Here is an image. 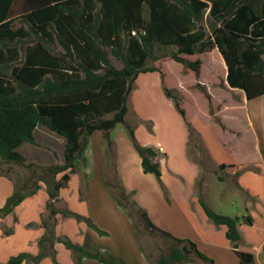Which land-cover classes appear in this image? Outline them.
Wrapping results in <instances>:
<instances>
[{
    "label": "trees",
    "instance_id": "16d2710c",
    "mask_svg": "<svg viewBox=\"0 0 264 264\" xmlns=\"http://www.w3.org/2000/svg\"><path fill=\"white\" fill-rule=\"evenodd\" d=\"M169 47L176 51L164 52ZM212 50H217L224 63L229 88L242 91L248 101L263 96L264 0H0V160L24 165L18 149L24 143L34 144L38 127L63 139L62 163L49 166L41 181L46 185L49 217L42 221L45 233L38 242L40 252L36 256L19 254L5 264H38L49 255L58 192L75 172L74 161L81 159L86 138L95 131L102 132L110 158L105 183L132 219L137 235L145 230L168 241V254L160 255L157 263L183 264L192 258L211 263L190 241L157 228L133 193L125 190L117 174L111 132L119 124L125 125L143 172L161 184L157 152L142 146L134 129L125 124L132 86L140 74L159 72L163 77L160 70L148 68L147 62L165 58L198 79L202 61L186 57ZM194 88L206 98L210 115L224 129L211 109L205 86L197 82ZM163 92L186 125L189 149L196 133L185 118L180 97L174 96V89L163 87ZM26 187V183L22 188L14 186L0 208V218L39 189L38 183L31 191ZM199 204L214 225L226 228V238L240 263L253 264L251 254L237 251L240 219L217 214L201 200ZM62 214L90 224L68 210ZM244 221L250 224L251 219ZM62 243L103 264H124L107 254L84 253L67 239ZM146 257L155 263L147 253Z\"/></svg>",
    "mask_w": 264,
    "mask_h": 264
},
{
    "label": "crops",
    "instance_id": "0c3cea01",
    "mask_svg": "<svg viewBox=\"0 0 264 264\" xmlns=\"http://www.w3.org/2000/svg\"><path fill=\"white\" fill-rule=\"evenodd\" d=\"M144 74H140L136 81ZM224 86L220 90L225 96L218 102L208 91L214 115L220 118L224 129L210 115L208 108L213 135L202 134L204 144L196 135L200 148L197 153L203 154L204 159H197L188 149V133L182 118L185 134L174 151H169L166 138L158 135L146 137L144 141L138 138L142 146L157 152L155 161L160 165L161 184L152 174L143 172L141 158L132 147L125 125L119 124L111 132L117 174L125 190L133 193L137 205L146 212L157 228L174 238L190 241L199 253L211 261L209 263L193 258L183 264H241L231 242L226 238V228L214 225L206 217L199 200L217 214L238 217L240 240L236 243L237 251L251 254L253 264H264V95L248 101L242 91L229 88L226 82ZM166 99L174 107L172 100ZM255 101L260 103L257 105ZM230 105L235 111L243 113L237 119L241 124L240 130L230 128L224 122V111L231 110H226ZM185 118L188 121L186 112ZM125 124L128 125L126 120ZM134 132L138 137V130ZM246 136L250 137L251 155L240 159L233 143ZM21 155L27 159L22 153ZM74 165L75 172L70 175L67 185L58 192L54 203L58 213L54 217L53 247L47 249L49 255L38 264H103L84 254L68 250L62 243L66 239L84 253L107 254L124 264H155L146 257L132 219L116 203L105 183L110 158L102 132L95 131L86 138L81 159H76ZM56 178L59 179V175ZM143 180L146 185L142 187L139 182ZM0 181L5 182L2 184L5 191L3 205H0L3 207L14 190V184L11 185L6 177H0ZM225 182L233 185L234 195L245 209L246 215L237 211L233 216L228 212L237 203L226 201L227 197L221 189ZM68 188L69 195L62 197V191ZM38 191L24 199L11 214L0 218V264H5L10 258L22 253L36 256L40 252L38 242L45 233L42 221L48 219L49 212L46 209V188L43 186ZM41 192L44 195L38 205L32 203ZM27 202L31 203L27 206ZM21 210L23 216L19 215ZM65 210L88 219L90 224L65 217L62 214ZM246 217H250V224L244 221ZM124 235L128 238L126 247L122 239ZM111 239L116 241L108 243Z\"/></svg>",
    "mask_w": 264,
    "mask_h": 264
},
{
    "label": "rangeland",
    "instance_id": "374dc122",
    "mask_svg": "<svg viewBox=\"0 0 264 264\" xmlns=\"http://www.w3.org/2000/svg\"><path fill=\"white\" fill-rule=\"evenodd\" d=\"M145 18H147V11ZM175 51V47H169L164 50L167 54ZM186 59H200L202 61L198 79H195L194 74L186 70L182 65L177 64L170 58H165L156 62L150 60L147 62L148 68H156L160 70L163 77H161L159 72L147 73L133 84L128 101L129 110L125 120L127 124L134 129V131L138 130V137L135 136L137 141L138 138L141 141H144L146 137L151 138L158 135L160 138H166L169 151H174L175 147L178 146V143L183 140L185 131L181 123V117L172 106V103H170L171 101L169 102V100L167 101L165 98L163 87L177 89H174L177 91L174 93V96L180 97L181 107L186 112L188 121L191 123L193 133H196V135L199 136L201 142L203 138L202 134L211 133L213 135L210 128L211 125L209 124V107L207 100L198 90L194 88V85L197 82L204 85L205 88L208 89L207 91H209V93H211L214 97V100L218 102L223 96H225V93L220 90V88L225 87L224 63L217 50H212L202 55L186 57ZM113 63L116 67H120L119 63L115 61H113ZM258 103L260 102L255 101V104L258 105ZM211 107L213 110L214 106L211 105ZM226 110L229 111H224V122L230 128L240 130L241 124H239L237 119L238 117H242V111H235L231 105L227 107ZM196 135L195 144L193 147H190V151L194 153L197 159H204L203 154L197 153L200 148L198 146V138ZM34 137V144L25 143L18 149L20 153L27 157L24 165L5 164L0 160V177H6V180L9 181L11 185L13 183L14 186L18 188H22V185L26 183L27 187L25 190L30 191L34 189L35 183H38L39 189L43 186L46 188V185L41 182L44 179L46 170L49 166L62 163L63 152L62 139L54 133L48 131L46 128L38 127L35 131ZM233 146L235 147L237 155L239 154L240 159L251 155L249 136H246L243 140L239 138L236 143H233ZM33 160H36V162H33ZM60 177L61 176L59 175V178ZM2 184H5V182L0 181L1 206L3 205L5 192ZM139 184L143 187L146 185V181L143 180L141 183L139 182ZM232 186L233 185L231 183L225 182L223 184V188H221L223 189V195L227 197L226 201H234L237 203L236 206H231L232 209L228 212L233 214V216L237 214V211L246 215L247 213L245 212V209L242 205H240L238 198L234 195L235 190ZM69 193V188L66 190L64 189V191H62V197L64 195H69ZM43 195V192L39 193L37 198L33 200L32 203L38 205V202ZM30 203L31 202H27L26 205L28 206ZM24 214L26 216L29 215V213ZM19 215L23 216L22 210L19 211ZM33 231L34 230H31V232ZM139 237L145 252L152 258V260L155 261L156 264H158L157 258L160 255L168 254V241L164 237L151 236L148 231L145 230H141ZM122 239L125 241L126 247V241L128 238L124 235ZM115 241L116 239H111L108 243L113 244Z\"/></svg>",
    "mask_w": 264,
    "mask_h": 264
}]
</instances>
